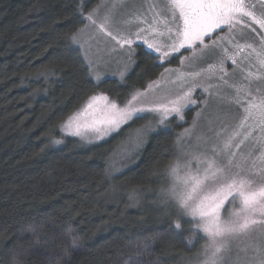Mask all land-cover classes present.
<instances>
[{"label": "trees", "instance_id": "1", "mask_svg": "<svg viewBox=\"0 0 264 264\" xmlns=\"http://www.w3.org/2000/svg\"><path fill=\"white\" fill-rule=\"evenodd\" d=\"M99 1L0 0V264H191L197 255L199 237L179 235L175 213L157 202L179 127L149 136L116 173L111 162L143 120L89 146L61 132L91 95L123 104L164 68L140 47L131 76L93 81L67 37Z\"/></svg>", "mask_w": 264, "mask_h": 264}, {"label": "snow or ice", "instance_id": "2", "mask_svg": "<svg viewBox=\"0 0 264 264\" xmlns=\"http://www.w3.org/2000/svg\"><path fill=\"white\" fill-rule=\"evenodd\" d=\"M124 3L125 0H111V6L106 8L99 22L94 17L105 7L103 3L91 9L86 17L88 26H94L98 33L114 43L112 51L117 48L124 51L126 59L121 62L118 72L121 80L136 64L137 53L133 47L136 45L143 49L144 56L155 60L157 66H162L164 61L170 62L181 49L189 50L193 58L216 52L217 62L209 64L206 71L209 78L219 73L215 75L219 84L197 85L195 77L200 73L185 74L177 69H165L144 91L134 90L123 105L104 93L91 95L60 129L63 134L93 143L130 121L146 119L147 114H153L156 127H166L165 122L170 116L175 115L183 121V109L195 106L192 93L196 87H201L205 93L211 87L233 88L236 95L231 102L242 110L235 128L231 133L227 129L217 132V137L223 139L221 145L212 147V155H192L191 159L198 165L195 171L190 167L191 160L183 166V175L179 162L171 165L166 170L172 178L170 187L162 190V207L170 203L175 213L171 227L179 235L184 231L199 233L207 241L202 249V264H224V253L229 250L232 238L247 234L257 224H264V11L257 14L255 5L249 0H146L142 9L116 21L115 11ZM244 28L257 36L259 50L251 43L239 42L237 36ZM84 32L85 29H79L67 40L73 46L72 51L82 52L81 59L91 68L95 62L88 57L86 41L82 40ZM245 49L248 52L241 56ZM253 55L256 71L240 68ZM229 61L244 73L245 83L230 84L226 79L229 73L225 64ZM167 73H175L180 82L181 91L174 97L167 93L156 95L154 91L166 81ZM95 79L99 81L101 77L96 74ZM188 80L193 82L188 83ZM199 116L197 113V118ZM195 126L196 118L193 128ZM193 128L178 133L176 143L180 145L190 137ZM152 130L153 124L148 123L137 133L141 135ZM254 131L259 135L253 137ZM250 137L261 143V150L251 161L249 170H245L247 159L237 162L236 156L240 145ZM51 143L60 145L64 140L52 139ZM221 153L225 157L223 162L217 159ZM181 221L191 227L182 229ZM192 240L193 237H189L187 242L191 244ZM36 242L39 243V238ZM254 253L261 257L256 264H264V253L259 248L254 249Z\"/></svg>", "mask_w": 264, "mask_h": 264}, {"label": "rangeland", "instance_id": "3", "mask_svg": "<svg viewBox=\"0 0 264 264\" xmlns=\"http://www.w3.org/2000/svg\"><path fill=\"white\" fill-rule=\"evenodd\" d=\"M102 3L105 5V7H102L97 16L94 17L98 20V22L99 19L104 15L106 8L111 6V0H100L99 4L95 8L100 6ZM145 3L146 0H125L124 5L122 7H119L115 11V20L120 21L131 13L142 9L145 6ZM262 11H264V9ZM85 21V26L82 28L85 29L82 40L86 41L85 47L88 49L89 59L95 62L91 68H89V66L87 65L93 81L96 84H99L100 82L107 79L123 81L125 78L131 76V74L135 70L134 67L136 64L132 66L131 70L125 75L124 79L121 80L118 72L121 69V62L126 59L124 51L119 48H117L116 51H112L114 43L104 37L102 33H98L95 30L94 26H88V21L86 18ZM256 27L257 30L260 31L258 26ZM237 39L241 44L251 43L254 47L257 48V50H259L258 38L249 29H242V32L237 36ZM133 47L135 48V51L137 53L135 57L137 61V56L138 53L140 54L141 48L137 47L136 45H133ZM247 52L248 50L245 49V53H242L241 56L245 55ZM80 53L82 55V52ZM174 57L175 58L171 59L170 62L164 61L163 65L161 66H164L161 73H164L165 69H177L185 74L200 73L199 76L195 77V83L197 85H204L205 87H207L209 84H219V81L215 78V75H219V73H216L211 78H209V74L206 71L209 64H215L217 62L218 53L213 52L193 58L192 53L189 50L181 49L180 53L174 54ZM185 57H189V59L186 60L184 59ZM181 61H183V64L181 63ZM225 68L229 73V76L226 77V79L229 80V83L239 85L245 83V81L242 79L244 73L241 72L240 68H243L245 71L255 72L257 66L255 64V57L253 55L243 64H241L240 68H235L230 61L226 62ZM96 74L101 77L99 81L95 79ZM159 78L160 76L156 80H158ZM192 82V80H188V83ZM146 87L139 91H144ZM252 87H255V83L252 85ZM262 87H264V85H262ZM154 91L156 95L167 93L170 97H174L181 91L180 82L176 80V74L167 73L166 81L162 82L158 88L154 89ZM235 95V90L229 87H211L209 88V91L207 93L203 92V89L201 87H196L192 93V99L196 101L195 106L190 105L183 109V121L178 120L175 115L170 116L165 122L166 127H156L155 121L153 119V114H147V118L143 119L144 123H140L138 125L139 127L137 126L138 128L136 129V131L133 134L131 133V139L129 138V141L121 150L120 155L118 154L116 159L111 162L110 168L113 169L116 173L120 172L121 169H125L131 166L130 164H134L135 162L136 155L141 152L143 147L147 144L149 136L160 131L170 130L172 128V124L179 127V133H182L184 129L193 128V120L194 118H196V126L195 128H193L191 136L187 137L182 142V144L178 145L177 158L173 163L174 165L179 162V164L181 165L180 174L183 175V166L189 160H191L190 167L193 171H195L198 165L195 160L191 159L192 155L197 153L212 155V147L221 145L223 139V137H217V132L221 129H227V131L231 133L238 123L242 115V110L235 103L231 102ZM241 95H243V93H241ZM197 113H200V116L198 118ZM133 121H130L129 124H131ZM148 123L153 124L154 130L147 131L141 135H138L137 130L141 129ZM127 125L122 126L118 131H120ZM118 131H114L106 136L103 140L94 141L93 143H85L81 141L79 137L68 136L63 133L62 134L64 138H74L89 146L99 144L108 140ZM258 135V131L253 132V137H256ZM128 136H130V134ZM239 139L240 137H237V140ZM63 144L64 143L60 145ZM260 150L261 143L255 142L253 138L250 137L240 145L236 160L237 162H240L242 158H246L248 163H246L244 167L245 170H249L251 161L255 160V158L259 155ZM217 159L223 162L225 157L221 153L217 157ZM200 167H202V165H200ZM257 167H259V162H257ZM165 179V185L162 190H167L171 184L172 178L169 175H167ZM162 190L159 191V199L157 201L158 205L166 212H174L170 203L162 207ZM257 219H259V217H257ZM182 224L185 228L191 227V225H185L183 222ZM195 234L199 237V249L196 257L193 259L191 264H202V249L206 245L207 241L205 239H202L199 233ZM257 248H259L261 252L264 253V224H257L247 234L232 238L229 250L224 253V264H256V261L261 258L260 256H256L254 253V249ZM186 264H190V262Z\"/></svg>", "mask_w": 264, "mask_h": 264}, {"label": "flooded vegetation", "instance_id": "4", "mask_svg": "<svg viewBox=\"0 0 264 264\" xmlns=\"http://www.w3.org/2000/svg\"><path fill=\"white\" fill-rule=\"evenodd\" d=\"M250 3L255 5V11L259 14L264 9V0H249ZM223 35V32L220 33Z\"/></svg>", "mask_w": 264, "mask_h": 264}]
</instances>
